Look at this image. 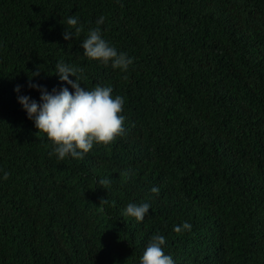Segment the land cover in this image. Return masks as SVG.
Returning a JSON list of instances; mask_svg holds the SVG:
<instances>
[{
	"label": "trees",
	"instance_id": "obj_1",
	"mask_svg": "<svg viewBox=\"0 0 264 264\" xmlns=\"http://www.w3.org/2000/svg\"><path fill=\"white\" fill-rule=\"evenodd\" d=\"M101 14L127 70L83 55ZM58 60L124 97V133L82 158L17 99L63 83ZM156 232L177 264H264V0H0V264H138Z\"/></svg>",
	"mask_w": 264,
	"mask_h": 264
},
{
	"label": "clouds",
	"instance_id": "obj_2",
	"mask_svg": "<svg viewBox=\"0 0 264 264\" xmlns=\"http://www.w3.org/2000/svg\"><path fill=\"white\" fill-rule=\"evenodd\" d=\"M103 21L104 16L101 14L96 20L97 26L88 29V34L81 41L83 55L110 64L113 68L127 70L133 62V57L124 50H118L104 38L99 27ZM66 24L69 27H65L63 32L65 40L81 31L82 25L79 24L77 15L67 16ZM39 72L40 70L36 69L32 76L38 75ZM82 72L80 65L58 60L54 73L63 83L49 90L46 85L30 79L28 86L39 90V100L26 93L17 96L38 132L45 133L46 139L52 145L49 155L55 154L57 160L68 157L82 158L93 148L94 143H110L125 130L126 116L122 110L124 97L120 94L114 95L110 84L82 86ZM20 88L21 85H16L14 90L20 93ZM8 175V171L4 170V178ZM109 182L106 177L99 180L102 185ZM150 191L159 192V186L153 185ZM150 208L148 201H133L128 202L123 211L137 221H142ZM191 227V223L185 220L175 224L173 229L181 232ZM165 241L164 234L153 233L139 257L138 264H177L173 255L165 252Z\"/></svg>",
	"mask_w": 264,
	"mask_h": 264
}]
</instances>
